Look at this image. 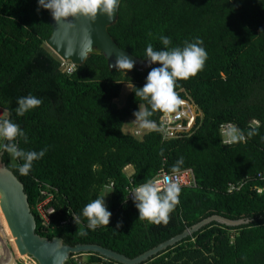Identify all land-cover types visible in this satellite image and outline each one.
<instances>
[{"label":"trees","instance_id":"obj_1","mask_svg":"<svg viewBox=\"0 0 264 264\" xmlns=\"http://www.w3.org/2000/svg\"><path fill=\"white\" fill-rule=\"evenodd\" d=\"M48 16L37 11V0H0V108L28 137L19 147L47 148L27 176L10 154L2 159L22 181L33 213L46 184L57 189L50 224L44 230L36 217V231L70 245L96 243L135 257L210 215L249 218L237 227L212 222L142 264H264V0H121L117 21L108 28L121 48L144 60L147 44L160 49L159 38L168 36L172 46L200 38L208 53L203 70L178 81L175 89L201 111L198 128L169 140L156 129L123 131L138 105L146 103L135 97L134 87L143 86L150 67L134 66L125 77L102 54H91L72 73L64 72L45 44ZM124 83L132 88L118 107L114 100ZM28 94L42 104L17 117L16 100ZM161 113L151 119L156 123ZM225 122L245 139L224 144ZM180 158L179 170L191 168L196 186L181 187L167 224L139 220L132 200H126L124 168L133 167V184L139 185L161 170L171 172ZM104 196L112 213L107 227L89 230L83 217L74 223L71 215ZM86 256L65 264H119L97 253Z\"/></svg>","mask_w":264,"mask_h":264},{"label":"clouds","instance_id":"obj_2","mask_svg":"<svg viewBox=\"0 0 264 264\" xmlns=\"http://www.w3.org/2000/svg\"><path fill=\"white\" fill-rule=\"evenodd\" d=\"M120 0H37V11L41 9L50 13L52 20L68 30L74 25L69 18L84 17L89 21H95L98 14L111 20L118 10ZM162 48L155 49L151 43L147 44L144 52L146 66L150 71L145 77L142 87H134L135 97H139L145 104L138 105V110L133 112L134 120L140 129L152 131L157 125L151 119L156 112L171 114L176 112L181 103L176 86L180 80H187L202 71L208 58V53L203 47V40L195 38L192 41H184L183 46H172V40L168 36H161ZM83 50L78 57L83 60L91 51V40L85 35L83 38ZM69 41L67 53L73 55L74 49ZM135 61L126 55L116 58L112 67L120 70L126 77V73L134 68ZM153 65H157L153 67ZM42 104V100L35 95L28 94L18 97L16 100L15 115L22 117ZM178 118V117H177ZM253 132H249L251 136ZM243 137L239 134L231 137V142L238 141ZM28 143L25 131L11 118V113L0 117V152L10 154L12 159L19 161L18 172L27 176L33 168L35 161L41 160L47 148L36 150H25L19 147L20 140ZM180 158L173 166L172 171H178L183 165ZM181 186L169 178L157 182H145L135 186L129 194L138 211V219L152 225L167 224L170 214L180 203ZM112 213L108 210L105 197H99L87 203L79 214L71 215L74 223H82V217L86 220V228L95 231L100 227H107ZM119 227V225H117ZM81 231V235H86Z\"/></svg>","mask_w":264,"mask_h":264},{"label":"water","instance_id":"obj_3","mask_svg":"<svg viewBox=\"0 0 264 264\" xmlns=\"http://www.w3.org/2000/svg\"><path fill=\"white\" fill-rule=\"evenodd\" d=\"M121 2V0H120ZM119 2V5H120ZM118 10L111 20L98 14L95 21H89L84 17L69 18L74 27L68 30L57 25L49 13L51 33L45 40V44L62 61L71 62L79 66L83 64L91 54H102L110 68L120 55H126L135 61L136 67H146V61L138 58L126 49L121 48L111 36L108 28L117 21ZM87 35L91 40V51L81 60L78 53L83 50L82 38ZM69 41L74 49L73 55L69 56L67 49ZM4 152H0V199L3 202L4 212L7 214L8 225L16 238V244L21 254L31 257L37 264H65V261L74 254L97 253L102 257L113 260L119 264H142L160 252L166 250L200 230L204 226L216 222L230 227H237L251 222L249 218L230 219L218 214L205 217L193 225L185 228L182 232L158 243L135 257H128L112 249L96 243H77L70 245L64 243L61 237L51 239L41 236L36 231V217L29 204L27 194L22 181L3 161ZM0 264H22L18 262L10 247L6 245L4 233L0 226Z\"/></svg>","mask_w":264,"mask_h":264},{"label":"built area","instance_id":"obj_4","mask_svg":"<svg viewBox=\"0 0 264 264\" xmlns=\"http://www.w3.org/2000/svg\"><path fill=\"white\" fill-rule=\"evenodd\" d=\"M75 68L76 65L72 64L71 62H65L61 60L62 71L72 73ZM178 97L181 103L179 104L177 111L171 114L162 112L158 118V121L156 122V130L160 133L163 140L175 139L184 135L187 136L198 128V119H200L202 116L201 111L188 95L185 97ZM5 114V110L0 108V117L5 116ZM254 124H258V122L256 120H252V125ZM140 132L141 131L136 130L137 134ZM220 133L222 135V142L224 144H232L234 142L229 143L231 137L233 135H237L239 131L233 123L225 122L220 125ZM244 139L245 138L243 137L242 140ZM126 176L129 182V185L126 187V200H131V195L129 192L138 185L133 184V172L126 173ZM169 177L173 180V182L178 183L181 187L196 186L194 173L191 168H186L175 172L161 170L150 181L157 182L161 179ZM112 186L113 182H110L105 186V189L110 190ZM234 188V185L229 186V189L231 190ZM56 191L57 189L55 187L46 184V188L42 190L43 198L33 207L35 217L38 218L40 227L44 230L49 226L51 215L55 212V207L52 205V201L54 200V194ZM258 191H261V189H258Z\"/></svg>","mask_w":264,"mask_h":264},{"label":"rangeland","instance_id":"obj_5","mask_svg":"<svg viewBox=\"0 0 264 264\" xmlns=\"http://www.w3.org/2000/svg\"><path fill=\"white\" fill-rule=\"evenodd\" d=\"M46 47L51 51V49L47 45H46ZM131 88H132V85L130 83H124L123 84L119 97L114 100V104H116V106L121 107L125 104V100L129 94V92L131 91ZM133 120H134V116H131L125 121V124L123 126V131L125 133H129V134L131 133L133 135H136L137 134L136 130L141 131L143 129H140L137 126V124L135 123V121H133ZM9 157H10L11 163L14 164L16 162V160L12 159L11 156H9ZM106 190H108V189H106ZM228 191H232V190L228 188ZM104 195L105 196L107 195V191L104 192ZM3 224L6 227V229H9V232L6 235L5 243H6V245H9L13 251V248H12V245H11V242L9 241V239L11 237H13L14 235H13V232L8 225V218H6V220H3ZM13 254H14V251H13ZM86 257H87L86 254H77V255H74L73 257H69V259L72 260V263H80V262L84 261L86 259ZM25 258H26V260L20 259V258H17V260H18V262H20L22 264H37L31 257L25 255Z\"/></svg>","mask_w":264,"mask_h":264},{"label":"bare ground","instance_id":"obj_6","mask_svg":"<svg viewBox=\"0 0 264 264\" xmlns=\"http://www.w3.org/2000/svg\"><path fill=\"white\" fill-rule=\"evenodd\" d=\"M5 210H4V207H3V202L1 201V199H0V226H1V229H2V231H3V233H4V240L6 239V235H7V233L9 232V229H6V227L4 226V224H3V220H6V218H7V214L4 212ZM7 241V240H6ZM9 241L11 242V245H12V248H13V251H14V254H15V256L17 257V258H20V259H24V260H26V258H25V255H23V254H21L20 252H19V250H18V246H17V244H16V238L13 236V237H11L10 239H9ZM9 246V245H8ZM10 247V246H9ZM10 249H11V247H10ZM11 251H12V249H11ZM12 251V252H13Z\"/></svg>","mask_w":264,"mask_h":264},{"label":"crops","instance_id":"obj_7","mask_svg":"<svg viewBox=\"0 0 264 264\" xmlns=\"http://www.w3.org/2000/svg\"><path fill=\"white\" fill-rule=\"evenodd\" d=\"M124 171L125 173H128V172H133V167L131 165H127L125 168H124ZM128 171V172H127Z\"/></svg>","mask_w":264,"mask_h":264}]
</instances>
